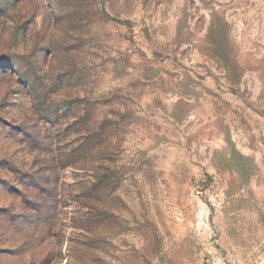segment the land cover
<instances>
[{"label":"rangeland","instance_id":"rangeland-1","mask_svg":"<svg viewBox=\"0 0 264 264\" xmlns=\"http://www.w3.org/2000/svg\"><path fill=\"white\" fill-rule=\"evenodd\" d=\"M0 264H264V0H0Z\"/></svg>","mask_w":264,"mask_h":264}]
</instances>
